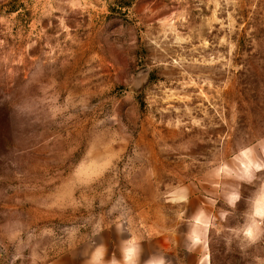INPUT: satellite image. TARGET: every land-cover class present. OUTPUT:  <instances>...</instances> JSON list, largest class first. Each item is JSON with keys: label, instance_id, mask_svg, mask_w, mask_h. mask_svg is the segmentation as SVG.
<instances>
[{"label": "rangeland", "instance_id": "1", "mask_svg": "<svg viewBox=\"0 0 264 264\" xmlns=\"http://www.w3.org/2000/svg\"><path fill=\"white\" fill-rule=\"evenodd\" d=\"M249 145L264 158V0H0V264L87 262L97 221L118 255L125 215L141 262L251 264L264 241L241 254L210 234L209 261L172 231ZM178 185L187 204L168 202Z\"/></svg>", "mask_w": 264, "mask_h": 264}, {"label": "clouds", "instance_id": "2", "mask_svg": "<svg viewBox=\"0 0 264 264\" xmlns=\"http://www.w3.org/2000/svg\"><path fill=\"white\" fill-rule=\"evenodd\" d=\"M260 173H264V158L250 145L238 148L231 156L230 162L213 164L210 169L212 182L209 185L212 193L205 196L206 204L198 206L191 215H186V209H181L176 214L178 223L172 231L178 230L181 225L185 226V252L192 254L198 250L208 251L210 261V234L219 236L225 229L229 233L226 243L230 245L236 241L241 254L247 253L249 249L264 241V177L259 176ZM257 181L255 191L245 201V210L240 213L241 222L226 226L228 218L235 213L242 198L241 186L253 185ZM167 199L171 204H187V187H173ZM218 203H222L224 207H217ZM132 222L129 215L117 216L108 226V229L114 228L119 237L118 255L116 252L109 254L104 242H96L95 238L106 229L101 221L94 223L86 264H141L145 237L138 236L131 230ZM7 239L9 244L24 247L18 237L9 236ZM143 264H172V260L165 254L152 253ZM251 264H264V255L251 257Z\"/></svg>", "mask_w": 264, "mask_h": 264}, {"label": "crops", "instance_id": "3", "mask_svg": "<svg viewBox=\"0 0 264 264\" xmlns=\"http://www.w3.org/2000/svg\"><path fill=\"white\" fill-rule=\"evenodd\" d=\"M49 264H86V262H79V261H74L72 260L70 257H61V258H57L53 261H51ZM141 264H143V262H141ZM172 264H206L205 262L202 261H196V262H180V261H176V262H172Z\"/></svg>", "mask_w": 264, "mask_h": 264}]
</instances>
